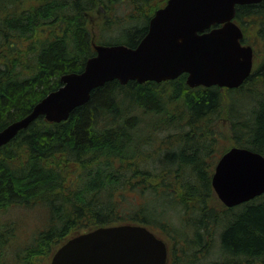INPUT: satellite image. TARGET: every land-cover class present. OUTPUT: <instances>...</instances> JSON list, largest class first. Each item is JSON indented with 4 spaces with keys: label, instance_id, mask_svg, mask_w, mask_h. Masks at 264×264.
Listing matches in <instances>:
<instances>
[{
    "label": "trees",
    "instance_id": "1",
    "mask_svg": "<svg viewBox=\"0 0 264 264\" xmlns=\"http://www.w3.org/2000/svg\"><path fill=\"white\" fill-rule=\"evenodd\" d=\"M166 1L0 0V131L60 87L62 75L80 72L96 46L135 47ZM120 6L129 12L118 14ZM99 9L105 25L95 40L86 16ZM254 19L264 21V1L235 7L242 44ZM259 33L264 45V22ZM185 81L107 82L67 120L39 117L2 146L0 264H49L70 237L121 224L172 243L181 254L174 264H204L185 249L210 252L212 229L223 264H264V194L227 208L210 182L229 149L221 119L232 147L264 157V60L235 89ZM17 209H38L44 220L25 233Z\"/></svg>",
    "mask_w": 264,
    "mask_h": 264
},
{
    "label": "water",
    "instance_id": "2",
    "mask_svg": "<svg viewBox=\"0 0 264 264\" xmlns=\"http://www.w3.org/2000/svg\"><path fill=\"white\" fill-rule=\"evenodd\" d=\"M264 0H167L157 9L135 47L98 45L80 72L61 76L30 112L0 131V148L39 117L59 123L84 105L92 90L116 80L161 83L186 74L190 88L235 89L251 74L253 49L243 45L234 22L235 7ZM217 199L227 208L264 194V157L231 147L217 160L211 176ZM165 241L147 227L121 224L98 227L67 239L49 264H167Z\"/></svg>",
    "mask_w": 264,
    "mask_h": 264
},
{
    "label": "rangeland",
    "instance_id": "3",
    "mask_svg": "<svg viewBox=\"0 0 264 264\" xmlns=\"http://www.w3.org/2000/svg\"><path fill=\"white\" fill-rule=\"evenodd\" d=\"M152 5H153V3H152ZM145 10H147V9H145ZM145 10H143V11L145 12ZM128 12H129L128 9L125 8L124 6H120L117 9V13L120 15H125ZM86 19H87V23H88V28L96 40V38H98L99 35L102 33L104 25H105L104 11H102V9L95 10L92 13H89L86 16ZM263 22L264 21L262 19L261 20L260 19H256V20L254 19V22L252 24L249 23V24L245 25L246 45H252L254 48V69H253V71H256L257 68L262 64V62L264 60V45L262 44V36L259 33L261 24H263ZM107 37H109V40H110L108 42H115L116 40H118L117 37L112 36V35H109ZM166 87H168V86H166ZM170 92H171V90H170ZM217 126L226 137L225 146H227V148L232 147L231 141L229 139V123H228V120L225 118L221 119L220 121L217 122ZM165 134L162 133L161 136L164 137ZM213 195L217 199L214 192H213ZM214 205H216V204L214 203ZM13 213H15L14 216L18 220L20 219L21 224L23 225L21 227V229L25 233H29L33 229L37 228L39 225L42 224V222L44 220L43 213L38 209L27 210V211H24V209L23 210L17 209ZM189 238H192V237H190V235H189ZM206 239L209 243V247L212 248L210 252H207V253L203 252L202 254L201 253H195L194 249H191L193 246H191L190 244H187V249H185L186 253L187 254L189 253L190 255H191V253L192 254L194 253L195 258H198L204 264H223V258H221L222 256L218 253L219 241H218L217 231L215 232L212 229L211 235L207 236ZM163 240L166 241V244L168 246V262H167V264H174L175 257L181 256V254L177 253V249H175L174 246H172V243H170L165 238H163ZM173 248L175 249L174 252H173ZM171 252L174 253V255H172L170 257ZM169 253H170V255H169ZM183 256H185V255H183Z\"/></svg>",
    "mask_w": 264,
    "mask_h": 264
},
{
    "label": "flooded vegetation",
    "instance_id": "4",
    "mask_svg": "<svg viewBox=\"0 0 264 264\" xmlns=\"http://www.w3.org/2000/svg\"><path fill=\"white\" fill-rule=\"evenodd\" d=\"M251 47H252V49H253V66H252V70L251 71H253V69H254V48H253V46L252 45H250Z\"/></svg>",
    "mask_w": 264,
    "mask_h": 264
}]
</instances>
